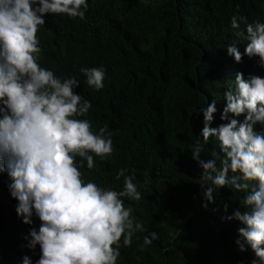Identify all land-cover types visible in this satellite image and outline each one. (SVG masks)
I'll list each match as a JSON object with an SVG mask.
<instances>
[{
  "label": "trees",
  "instance_id": "16d2710c",
  "mask_svg": "<svg viewBox=\"0 0 264 264\" xmlns=\"http://www.w3.org/2000/svg\"><path fill=\"white\" fill-rule=\"evenodd\" d=\"M83 20L65 14H45L37 32L39 63L55 75L75 78V89L91 102L83 116L92 129L108 126L113 151L103 159L93 156L94 168L81 167L83 179L100 187L123 189L119 169H127L140 185L141 199H124L132 218L144 231L136 232L128 247L120 243L116 264H252L259 260L251 249L240 252L234 243L244 225L235 218L244 192H237L239 173H227L228 185L218 189L213 203L202 207L203 169L191 158V146L204 126L200 108L213 100L216 112L210 127L222 123L224 93L235 90L236 74L264 78L259 58L243 55L245 24L232 29L233 15L247 22H264V0H87ZM239 33V35H237ZM235 44L242 59L227 55ZM105 68L104 87L94 90L81 67ZM229 118H233L230 117ZM243 120V115L235 117ZM259 130V126H257ZM223 158L216 137H209L200 159ZM79 159V158H77ZM0 173V264H31L39 246L29 250L24 237L39 227L33 217L26 225ZM208 185L205 184V187ZM225 205L227 208L225 209ZM155 231L148 246L143 238Z\"/></svg>",
  "mask_w": 264,
  "mask_h": 264
},
{
  "label": "clouds",
  "instance_id": "9594fccd",
  "mask_svg": "<svg viewBox=\"0 0 264 264\" xmlns=\"http://www.w3.org/2000/svg\"><path fill=\"white\" fill-rule=\"evenodd\" d=\"M87 9V0H0V173L8 177L6 187L17 201V216L26 225H32L34 216L40 221L38 229L30 228L24 237L29 250L39 246L34 264H116L121 239L128 247L133 235L144 231L142 222L132 218V208L124 206L123 198L141 199L140 185L133 175H126L127 169L116 174L117 180L123 177L120 191L83 179L80 169L85 162L92 169L94 155L103 159L113 151L108 126L94 131L91 122L81 118L92 105L75 91V78L57 76L39 63L37 32L44 15L83 20ZM238 21L245 24L243 55L258 57L264 68V22L233 15L232 29L239 28ZM225 48L235 62L241 61L235 44ZM79 71L89 87H104L103 65ZM224 98L220 119L227 123L210 127L215 100L200 108L202 140L197 138L190 149L191 158L203 169L201 206L207 208L214 193L228 185L229 171L239 173L242 182L231 183L245 193L243 211L234 209L226 219L244 225L234 241L238 250L251 249L264 264V78H245L238 72L235 90L229 88ZM241 115L242 121L235 118ZM210 136L219 140L223 158L205 162L200 154ZM157 238L155 231L149 232L143 245ZM22 261L31 264L28 256Z\"/></svg>",
  "mask_w": 264,
  "mask_h": 264
}]
</instances>
